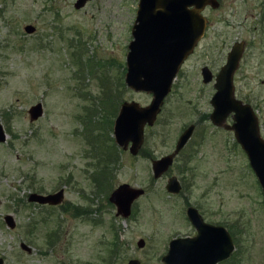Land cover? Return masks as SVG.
<instances>
[{
	"label": "rangeland",
	"instance_id": "obj_1",
	"mask_svg": "<svg viewBox=\"0 0 264 264\" xmlns=\"http://www.w3.org/2000/svg\"><path fill=\"white\" fill-rule=\"evenodd\" d=\"M74 1L0 0L2 264H164L170 239L192 232L187 203L231 229L235 248L224 264H264L261 187L233 131L209 120L213 80L200 76L203 65L214 75L232 42L244 41L234 94L255 109L264 138V0H219V8L202 10L207 28L136 154L115 144L112 122L99 130L98 121L114 120L122 101L147 105L151 98L123 81L137 0H88L80 9ZM28 23L35 29L27 34ZM106 94L113 105L103 109ZM36 102L43 111L30 120ZM189 124L193 133L171 166L152 176V159L172 153ZM170 175L181 186L175 194L164 186ZM122 182L144 189L126 217L107 200ZM58 188L64 193L57 205L27 201L30 192Z\"/></svg>",
	"mask_w": 264,
	"mask_h": 264
},
{
	"label": "water",
	"instance_id": "obj_2",
	"mask_svg": "<svg viewBox=\"0 0 264 264\" xmlns=\"http://www.w3.org/2000/svg\"><path fill=\"white\" fill-rule=\"evenodd\" d=\"M87 0H75L73 6L80 8ZM216 8V0H137L134 21L131 25V40L127 44L125 73L123 81L133 91L151 93L147 105L133 100L122 101L112 122V135L117 146L136 154L144 140V128L150 126L159 113L163 99L170 92L173 78L180 70V65L192 52L196 43L203 36L207 19L202 13L206 6ZM34 30L30 23L23 31ZM244 44L233 41L226 53V58L219 70L213 75L209 67L201 66L200 76L205 83L213 80V94L210 96L211 112L209 120L214 126H222L233 131L234 139L245 152L249 166L261 187L264 203V138L260 134L259 121L255 109L248 103L235 97L233 73L238 67ZM43 107L36 102L28 109L30 120L42 114ZM230 115L232 122L226 123ZM193 125L186 126L177 137L172 153L152 159V176L163 174L173 161L174 155L183 148L190 138ZM6 133L0 124V143L5 141ZM169 193H177L181 186L176 175H170L164 184ZM143 188L130 186L122 182L110 191L107 200L113 203L116 213L126 217L131 212L132 202L142 195ZM63 189L51 193L30 192L27 201L39 204L57 205L63 199ZM187 216L197 228L194 237L170 239L167 252L161 257L164 264H216L227 259L234 250L232 238L227 229L206 225L188 206ZM7 226L13 228V217L4 214ZM216 237V238H214ZM216 240V241H215ZM142 241L138 244L141 245ZM27 251L28 246L20 243ZM3 259L0 258V264ZM126 264H140L137 258H130Z\"/></svg>",
	"mask_w": 264,
	"mask_h": 264
},
{
	"label": "flooded vegetation",
	"instance_id": "obj_3",
	"mask_svg": "<svg viewBox=\"0 0 264 264\" xmlns=\"http://www.w3.org/2000/svg\"><path fill=\"white\" fill-rule=\"evenodd\" d=\"M88 1V0H87ZM217 2H218V8L220 7V2H219V0H216ZM74 3V2H73ZM86 2H84V4H85ZM83 4V5H84ZM83 5H81V6H83ZM74 7V6H73ZM206 7H209V6H206ZM205 7V8H206ZM75 8V7H74ZM81 8V7H80ZM80 8H75V9H80ZM204 8V9H205ZM207 24V23H206ZM208 25V24H207ZM207 25H206V28H207ZM206 28H205V30H206ZM34 29H35V27H34ZM34 31V30H33ZM26 33V32H25ZM28 33H31V32H28ZM27 33V34H28ZM236 41V40H235ZM243 42V44H244V41H242ZM232 46V45H231ZM231 46L229 47V49L231 48ZM244 48H245V46L243 47V50H244ZM228 49V50H229ZM228 50L226 51V53L228 52ZM226 53H225V55H226ZM242 55H243V51H242ZM225 58H226V56H225ZM241 58H242V56H241ZM240 58V59H241ZM240 62V61H239ZM238 62V63H239ZM238 67H239V65H238ZM237 67V68H238ZM190 125V124H189ZM193 125V127H194V124H192ZM188 126V125H187ZM184 129V128H183ZM182 129V130H183ZM188 206H190V207H193V208H195V210H196V213H198V215L201 217V219H202V221H203V223L204 224H206V225H211V226H215V227H219L220 226V220H217V219H214V218H211V216H210V213H207L205 210H203V209H201V207H196V206H193V205H191V204H186V209H185V217H186V222H188V225L192 228V232H187V234L186 235H177L175 238H177V237H194V236H196L197 235V228H195V226L192 224V221L190 220V218L187 216V213H186V210H187V208H188ZM217 213H219V211L217 212ZM216 213V214H217ZM225 227V226H224ZM226 229H227V231H228V233H229V235H230V237L232 238V241H234L233 240V237H232V231H231V229L229 230V228H227V227H225ZM214 238H216V237H214ZM171 239H173V238H171ZM216 241V240H215ZM233 245H234V243H233ZM167 249V248H166ZM228 259V258H227ZM224 260H226V259H222V260H220V261H218L216 264H224Z\"/></svg>",
	"mask_w": 264,
	"mask_h": 264
},
{
	"label": "trees",
	"instance_id": "obj_4",
	"mask_svg": "<svg viewBox=\"0 0 264 264\" xmlns=\"http://www.w3.org/2000/svg\"><path fill=\"white\" fill-rule=\"evenodd\" d=\"M98 64V63H97ZM113 96L112 95H110V94H106V96H105V98L104 99H101V101H100V104H101V107L103 108V109H107V106H110V105H113V103H111L112 101H113ZM104 118H103V116H102V120L100 119L99 121H98V129L100 130V129H103V127H107L108 126V123L109 124H111V122H113V120H111V121H107V123H106V121H104L103 120ZM98 136H99V134H97ZM96 135V136H97ZM101 137V136H100ZM104 140V139H103ZM106 148H108V149H110L111 150V147L109 146V147H106ZM113 151L111 150V151H109L108 153H106L107 154V156H109V155H111L112 157H113V153H112ZM115 158V157H114ZM105 170H103L102 172H104ZM106 171H108V170H106ZM106 171H105V173H104V175L102 176V179L104 180V178H105V180L107 179L106 178ZM100 172V171H99ZM101 173V172H100ZM102 174V173H101ZM105 185H106V183H101L100 184V188H103V187H105ZM99 188V189H100ZM75 210H79V209H77V208H74Z\"/></svg>",
	"mask_w": 264,
	"mask_h": 264
}]
</instances>
